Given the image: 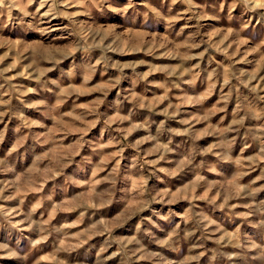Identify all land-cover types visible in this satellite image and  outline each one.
<instances>
[{
  "label": "rangeland",
  "instance_id": "rangeland-1",
  "mask_svg": "<svg viewBox=\"0 0 264 264\" xmlns=\"http://www.w3.org/2000/svg\"><path fill=\"white\" fill-rule=\"evenodd\" d=\"M0 264H264V0H0Z\"/></svg>",
  "mask_w": 264,
  "mask_h": 264
}]
</instances>
